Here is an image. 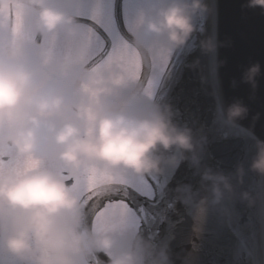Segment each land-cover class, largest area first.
<instances>
[{
	"label": "clouds",
	"instance_id": "1",
	"mask_svg": "<svg viewBox=\"0 0 264 264\" xmlns=\"http://www.w3.org/2000/svg\"><path fill=\"white\" fill-rule=\"evenodd\" d=\"M242 7L264 14V0H246ZM79 8V0H0V143L11 149L0 166V264H168L163 250L155 252L138 235L134 217L117 219L104 231L93 227L94 215L85 223L88 208L72 190L75 181L65 177L95 168L141 180L185 159L198 168L204 138L178 127L171 106L153 102L140 81L94 70L85 58L91 34ZM208 11L205 0H151L139 10L130 35L145 64L161 52L170 57L195 32L203 33L193 17ZM218 46L223 44L215 35L200 40L204 54ZM189 67L198 69L199 60ZM259 75L257 62L241 76L253 94ZM248 111L234 100L225 119L235 124ZM254 146L249 170L264 176V140L256 139ZM9 159L20 163L9 165ZM243 175L237 165V184ZM200 177L211 198L196 204L197 219L205 200L215 206L237 195L231 175L204 168ZM97 191L100 198L118 189L105 185ZM177 192L192 204L190 186ZM238 196L248 206L254 202L246 191Z\"/></svg>",
	"mask_w": 264,
	"mask_h": 264
},
{
	"label": "water",
	"instance_id": "2",
	"mask_svg": "<svg viewBox=\"0 0 264 264\" xmlns=\"http://www.w3.org/2000/svg\"><path fill=\"white\" fill-rule=\"evenodd\" d=\"M205 3L209 11L193 17L203 33L195 32L173 52L153 101L170 105L178 127H188L197 138H204L199 167L187 159L175 168L165 167L162 174L147 177L155 191L152 200L130 190L128 200L142 223L138 235L149 239L155 252L163 250L168 264H264V176L249 170L255 140H264V14L258 7L243 8L246 0ZM113 5L119 14L120 0ZM211 35L223 46L204 54L200 40ZM194 60H199L198 69L189 67ZM220 61L224 63L217 67ZM257 62L260 75L253 94L241 76ZM237 99L247 106L248 115L229 124L225 110ZM257 114L259 119L253 122ZM237 165L244 168L240 184L235 179ZM204 168L231 175L237 195L215 206L205 200L203 216L197 219L196 204L211 198L208 183L200 177ZM183 185L194 194L191 205L178 197L177 189ZM242 191L253 198L251 206L239 199ZM123 192L100 197L97 207L109 198L123 199ZM94 212L95 208L86 211L85 223ZM99 259L106 257L101 254Z\"/></svg>",
	"mask_w": 264,
	"mask_h": 264
},
{
	"label": "snow or ice",
	"instance_id": "3",
	"mask_svg": "<svg viewBox=\"0 0 264 264\" xmlns=\"http://www.w3.org/2000/svg\"><path fill=\"white\" fill-rule=\"evenodd\" d=\"M77 12L82 21L92 22L91 24L82 22V24L91 34L85 58L95 65L94 70L97 73L105 71L118 73L121 79L138 80L143 84L146 94L152 96L160 75L169 66L170 57L161 52L153 55L149 64L146 65L145 54L136 47L130 35L135 31L133 19L129 20L126 14H118L113 6V0H109L107 10L98 0L90 13L85 14L80 8ZM149 67L151 75L148 74ZM5 155L11 157V149L0 143V166L5 163L3 160ZM7 163L19 165L20 161L9 159ZM65 178L75 181L72 184V190L81 198L86 208H95L92 223L98 231L114 227L117 219L126 222L134 217L133 206L128 200L129 190L148 198L153 195L149 184L144 179L137 182L126 176L109 175L95 168L85 169L83 174ZM105 185L115 186L118 190L123 189L124 198L108 200L102 207H97L99 200L97 189Z\"/></svg>",
	"mask_w": 264,
	"mask_h": 264
},
{
	"label": "rangeland",
	"instance_id": "4",
	"mask_svg": "<svg viewBox=\"0 0 264 264\" xmlns=\"http://www.w3.org/2000/svg\"><path fill=\"white\" fill-rule=\"evenodd\" d=\"M151 3V0H125L124 7L125 13L127 12V17L129 20H132L137 15L138 11L146 8ZM123 13V8H122Z\"/></svg>",
	"mask_w": 264,
	"mask_h": 264
},
{
	"label": "flooded vegetation",
	"instance_id": "5",
	"mask_svg": "<svg viewBox=\"0 0 264 264\" xmlns=\"http://www.w3.org/2000/svg\"><path fill=\"white\" fill-rule=\"evenodd\" d=\"M80 1H81V0H79V2H80ZM142 1H144V0H142ZM81 3H82V5H85V6H83L84 8H87V9H88V3H87L86 0L82 1ZM121 14H122V7H121ZM135 181L139 182L140 180L137 179V180H135Z\"/></svg>",
	"mask_w": 264,
	"mask_h": 264
}]
</instances>
